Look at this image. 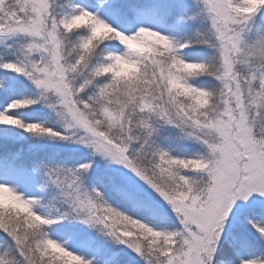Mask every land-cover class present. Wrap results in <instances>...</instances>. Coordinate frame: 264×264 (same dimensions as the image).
<instances>
[{"label":"snow or ice","instance_id":"6c2138e0","mask_svg":"<svg viewBox=\"0 0 264 264\" xmlns=\"http://www.w3.org/2000/svg\"><path fill=\"white\" fill-rule=\"evenodd\" d=\"M0 264H264V0H0Z\"/></svg>","mask_w":264,"mask_h":264}]
</instances>
